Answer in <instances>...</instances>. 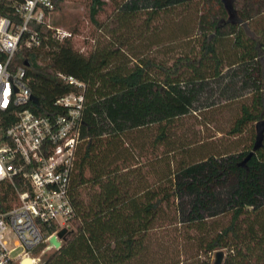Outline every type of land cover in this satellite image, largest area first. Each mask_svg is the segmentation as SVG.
<instances>
[{"label":"trees","instance_id":"16d2710c","mask_svg":"<svg viewBox=\"0 0 264 264\" xmlns=\"http://www.w3.org/2000/svg\"><path fill=\"white\" fill-rule=\"evenodd\" d=\"M22 1L0 0V17L17 23L13 7ZM141 1L88 0L89 23L101 30L97 17L109 7L112 31L85 53L71 38L46 36L38 48L19 43L14 54V66L28 64L37 115H57L55 100L71 91L56 74L84 85L69 231L36 264H212L218 250L220 264H264V133L246 167L239 164L264 121V0ZM63 2L52 0V11ZM191 16L194 34L171 29ZM234 67L247 95L222 134L247 142L212 152L181 121ZM8 194L0 183V210Z\"/></svg>","mask_w":264,"mask_h":264},{"label":"built area","instance_id":"2783aa9c","mask_svg":"<svg viewBox=\"0 0 264 264\" xmlns=\"http://www.w3.org/2000/svg\"><path fill=\"white\" fill-rule=\"evenodd\" d=\"M52 10V0H23L13 7L17 23L0 17V183L11 195L0 210V264L31 258V249L40 243L51 249L48 238L68 227L73 215L69 182L79 142L84 85L56 74L71 91L55 100L57 115L40 116L33 111L24 65H13L19 43L38 48L46 36L57 42L72 37L46 24ZM51 227L54 230L47 232Z\"/></svg>","mask_w":264,"mask_h":264},{"label":"rangeland","instance_id":"374dc122","mask_svg":"<svg viewBox=\"0 0 264 264\" xmlns=\"http://www.w3.org/2000/svg\"><path fill=\"white\" fill-rule=\"evenodd\" d=\"M87 2L88 0H64L61 4L60 10L57 12H51L46 21V24L49 27L60 28L63 31L72 33L71 42L73 48L79 53H85L94 43H103L106 38L110 36L112 31V29L110 30V19L108 18L111 16L110 8L106 7L105 10L98 15L97 20L103 27H101V30H97L88 21L85 7ZM140 3H142L141 0L139 4ZM180 18L181 19L178 18L170 24L172 27L171 29H174V27L175 29L182 27V29L187 30L188 34H194V27L196 24L195 16ZM153 26L158 27L160 33L163 30L165 31V29H162L163 25L160 21ZM175 52H177V49H175ZM41 61H43V58H41ZM239 72L240 70L237 67H234L233 69L226 71L221 80L211 83L209 87L196 98L190 116L185 117L181 121V129L193 133L195 140L203 141V145L213 147L208 148L212 152H216V150L221 152H235L242 148L247 142L246 135L231 140L227 139V137L222 134V132L228 128L235 115L236 106L239 104L240 100L247 95L245 88L239 84L238 78L236 77ZM227 190L228 188L226 186H222L220 187L219 194L223 195ZM8 197H11V195L8 194L5 201ZM185 201L186 200H183L181 203ZM171 217L172 212L169 210L162 218L163 224H166ZM10 239H14V237L10 235ZM51 249L46 250L43 248L34 256L29 253V256L34 258L33 264L38 262V258L44 252ZM19 251L20 248L14 251L11 255H15ZM194 254L195 250L189 252V256L191 257H193ZM192 262L193 260H191L190 263ZM210 262H213V256L211 257Z\"/></svg>","mask_w":264,"mask_h":264},{"label":"water","instance_id":"95a60500","mask_svg":"<svg viewBox=\"0 0 264 264\" xmlns=\"http://www.w3.org/2000/svg\"><path fill=\"white\" fill-rule=\"evenodd\" d=\"M25 67H28L27 63L23 64ZM30 101L37 106L38 105V101L34 96L30 97ZM263 133H264V121H259L255 124V138H254V142L252 145L251 150L246 154V156L239 162V164L242 167H246V162L249 160V158L252 156V154L254 153V151H256L261 143H262V139H263ZM69 229L68 227H63L61 229H59L54 235H51L48 238L47 241V245L49 247H52L54 249L58 248L60 246V241L62 239V237L68 233ZM222 256H223V252L221 250H218L214 253L213 256V262L212 264H220L222 261ZM19 264H33V261L31 260V258L29 257H25L23 259L20 260Z\"/></svg>","mask_w":264,"mask_h":264}]
</instances>
